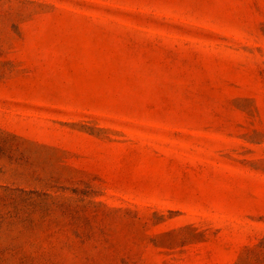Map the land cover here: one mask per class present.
Returning a JSON list of instances; mask_svg holds the SVG:
<instances>
[{
	"label": "rangeland",
	"instance_id": "rangeland-1",
	"mask_svg": "<svg viewBox=\"0 0 264 264\" xmlns=\"http://www.w3.org/2000/svg\"><path fill=\"white\" fill-rule=\"evenodd\" d=\"M0 264H264V0H0Z\"/></svg>",
	"mask_w": 264,
	"mask_h": 264
}]
</instances>
